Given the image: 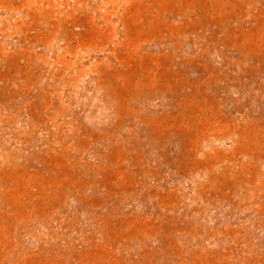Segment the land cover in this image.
Wrapping results in <instances>:
<instances>
[{
    "label": "rangeland",
    "instance_id": "rangeland-1",
    "mask_svg": "<svg viewBox=\"0 0 264 264\" xmlns=\"http://www.w3.org/2000/svg\"><path fill=\"white\" fill-rule=\"evenodd\" d=\"M0 264H264V0H0Z\"/></svg>",
    "mask_w": 264,
    "mask_h": 264
}]
</instances>
